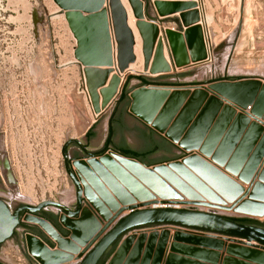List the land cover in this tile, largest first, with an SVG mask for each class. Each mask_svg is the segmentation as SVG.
<instances>
[{
    "label": "rangeland",
    "instance_id": "1",
    "mask_svg": "<svg viewBox=\"0 0 264 264\" xmlns=\"http://www.w3.org/2000/svg\"><path fill=\"white\" fill-rule=\"evenodd\" d=\"M194 1L201 20L193 22L190 28L181 21L175 22L176 15L161 17L152 0L146 7V18L140 13L137 15L136 24L145 32L141 34L139 30L137 40L132 38L128 29L122 34L116 33L114 39L109 22L107 34L103 35L96 27L90 37L97 56L91 54L84 62L79 57L80 39L71 27L67 10L57 0H0V174L4 180L6 158L14 183L10 186L4 180L9 190H0V193L11 205L52 200L74 206L76 186L67 172L62 147L72 138L83 141L85 131L95 120L107 118L119 100H127L122 96L124 91L139 87V76L160 85L169 82L196 87L221 80H264V0ZM103 8L106 9L105 2ZM82 13L90 16L89 12ZM150 27L155 30V35L159 28L163 38L157 41L153 58H150V51L156 39L153 41ZM164 30H171V39L177 45L182 36L185 51L180 46L176 49L170 45ZM103 37H106V50L110 54L107 63L97 62L101 57ZM200 40H204L209 49V59L206 56L204 63L185 67L187 61L182 62L185 54L190 60L191 51L194 52ZM115 45L120 73L112 60ZM165 56L170 63L165 61ZM180 74L183 76L179 77ZM120 79L123 85L119 94L109 108L100 113V107L107 106L108 100L114 96ZM104 85H108L105 90ZM99 92L103 93L101 104ZM126 97L129 98V94ZM237 112L250 113V109H238ZM144 138L136 127L131 128L129 139L134 147L146 145ZM230 176L243 187V192L235 200L229 201L212 188L208 194L192 187L199 197L197 202L205 204L194 203L196 200L174 187L182 202L180 207L264 222V211L254 214L250 211L256 204H264V201L250 198L251 183ZM247 200L256 204L245 208ZM51 209L57 211L56 207L47 210L50 212ZM142 232L149 236L155 232L158 239L168 240L165 260L172 243H177L182 248L179 249L183 252L180 255L193 259L203 256L205 264H264L263 248L248 246L242 240L201 234L176 226H145L132 230L120 238L116 248L114 245L110 247L108 254L111 255L123 239L138 233L136 242ZM178 234L185 235V239H175ZM200 234L202 238L198 237ZM247 249L255 253L250 258L239 253ZM207 253H213L216 258L207 257ZM0 259L6 264H29L23 247L15 240L2 244ZM192 261L195 263L196 260ZM63 264H80V261Z\"/></svg>",
    "mask_w": 264,
    "mask_h": 264
},
{
    "label": "water",
    "instance_id": "2",
    "mask_svg": "<svg viewBox=\"0 0 264 264\" xmlns=\"http://www.w3.org/2000/svg\"><path fill=\"white\" fill-rule=\"evenodd\" d=\"M57 1L67 10L71 27L80 39L79 57L87 62L91 54L97 56L90 35L96 27L101 29L103 35L108 33V14L103 8L105 0ZM144 1L146 6L145 10H141L143 15L149 5L148 0ZM153 1L160 15V9L166 4L160 0ZM188 1L185 7L193 10L174 18V21H181L190 28L193 23L191 20L197 22L201 15L195 1ZM82 11L89 12L90 16L84 15ZM166 34L170 45L175 48L180 46L185 51L186 44L182 36L177 45L171 39V30L166 31ZM101 43V57L97 62L107 63L110 54L106 50V37ZM197 45L194 52L191 51L193 62L204 60L207 56L205 41L200 40ZM185 55L187 59L182 62L189 61L188 54ZM130 100V113L177 145L183 154L178 159L154 165L112 147L86 152L82 157H69L66 152L69 144L76 143L85 148L78 139H70L62 147V153L67 172L76 186V210L71 211L65 204L49 200H44L35 208L27 207L30 212L49 204L60 207L66 214L62 215L60 223L70 231V236L64 237L46 222L38 220L53 233L57 248L51 250L38 237L27 235L30 254L41 264H63L75 254L81 255L82 246H91L96 241L80 264H97L120 237L145 226H176L201 234L242 240L248 246L264 249V227L241 224L221 214L172 204L173 199H180L174 187L192 200L199 199L193 188L208 194L212 188L229 201L235 200L243 192V187L230 175L251 183V189L248 190L250 198L263 203L264 80H221L197 87L142 85L131 92ZM238 109H250V113L237 112ZM4 166L9 178L13 179L6 158ZM82 197L89 205L82 207ZM246 202L245 208H252V204H256L252 200ZM263 209L264 204H256L250 211L262 213ZM125 211H128L127 214L121 216ZM100 219L106 224L103 225ZM115 219V224L102 236ZM17 221V214L12 215L0 199V244L12 235ZM183 234L174 238L185 239ZM201 234L199 238L203 237ZM156 236L157 233L153 232L146 238V234L142 233L135 243L134 235L123 239L107 264H195L180 255L183 252L179 251L182 248L177 243H172L165 260L168 240ZM239 253L247 258L255 254L248 249ZM212 255L207 253V257L216 258ZM201 258L204 259L203 256Z\"/></svg>",
    "mask_w": 264,
    "mask_h": 264
},
{
    "label": "crops",
    "instance_id": "3",
    "mask_svg": "<svg viewBox=\"0 0 264 264\" xmlns=\"http://www.w3.org/2000/svg\"><path fill=\"white\" fill-rule=\"evenodd\" d=\"M181 76L183 75L180 74L179 77ZM137 81L140 82V79L137 78ZM156 84L159 83L156 82ZM183 85L185 84L169 83V85L166 86L182 87ZM138 86L140 87L142 84ZM136 88L138 87H135V89ZM132 91L127 92V94H129V98ZM126 98V101L119 100L117 102L116 108L107 118L97 119L87 128L83 141H80L81 145H83L85 148H82L76 143H72L70 145L68 153L69 157H74L77 155V153L79 154V152L81 155L78 157H82L84 156L82 154H86V152L100 151L108 143L110 144V147L116 148L117 150L131 149L141 153L152 152L149 157L146 158V163L149 165H154L163 161H172L178 159V157L182 155V151L177 145L168 141L161 134L151 129L139 118L130 113L129 107L131 100L128 97ZM109 121H111V126L109 125ZM132 127H136L137 130L140 131L145 137L149 138V143H146V145L142 146L141 148L134 147L131 144V140L129 139ZM165 145L167 146L165 147ZM187 258L190 260H196L195 264H205L203 258L201 257L193 259L187 256Z\"/></svg>",
    "mask_w": 264,
    "mask_h": 264
},
{
    "label": "bare ground",
    "instance_id": "4",
    "mask_svg": "<svg viewBox=\"0 0 264 264\" xmlns=\"http://www.w3.org/2000/svg\"><path fill=\"white\" fill-rule=\"evenodd\" d=\"M144 1V0H143ZM140 1V0H105V7H106V9H107V12H108V17H109V23H110V28H111V32H112V34H113V38H114V36L116 35V33H119V34H122V32L123 31H125V29L128 31V33H130L131 35H132V38L135 40V37H136V40L139 38L138 37V31L140 30V32H141V34H144L143 33V31H141V29H143L141 26H139L138 24H136V20H138V18H137V15L140 13V15H141V17H144V18H146V16H147V13H146V11L144 12V15L141 13V10H145L144 8H145V6H146V2L144 1ZM155 1V0H154ZM160 1H164L165 2V4H166V6L165 7H163V8H161L160 9V15L161 16H171V15H176V16H180L181 14H186V13H189V12H191V10H193V9H190V8H186L185 7V4L187 3V2H189L188 0H185V1H180V0H160ZM196 2V1H195ZM200 20H201V17H200ZM191 22H194V20H191ZM195 23V22H194ZM150 29V31H151V33H152V38H153V41L156 39V42H155V44H154V46H153V48H152V51H150L151 52V55H150V58H153L154 57V50L155 49H157V41L158 40H162L163 38H162V36H161V32H160V30H159V28H158V32H157V34L155 35V30L154 29H152L151 27L149 28ZM165 30H167V29H165ZM164 30V31H165ZM157 31V30H156ZM161 31H162V29H161ZM126 32V31H125ZM166 32V31H165ZM155 35V36H154ZM115 39V38H114ZM153 41H152V43H153ZM137 43V42H136ZM116 44V43H115ZM112 46V45H111ZM115 47V53H114V59H112V60H114V68L116 69V70H118V72H119V69H120V67H119V62H118V60L117 59H119V57H118V55L116 54V52H117V46L115 45L114 46ZM147 47V46H146ZM122 49H124V48H122ZM113 50V49H112ZM127 50V49H126ZM114 51V50H113ZM112 51V52H113ZM122 52H124V51H122ZM127 52V51H126ZM149 55V54H148ZM131 56H133V53L131 54ZM207 56H208V58L207 59H209V49H208V54H207ZM134 57V56H133ZM130 58V57H129ZM166 58V59H165ZM165 61L167 62V63H170L171 61L165 56ZM121 59V58H120ZM122 59H123V57H122ZM130 59H132V58H130ZM134 59V58H133ZM206 58L204 59V60H201V61H198V62H193L192 61V59H190V62L189 63H186L184 66L186 67H188V66H192V65H197V64H199V63H204L206 60H207ZM160 62L161 61H163V60H159ZM121 62V61H120ZM113 63V62H112ZM173 64V63H172ZM81 65V64H80ZM124 66H125V64H124ZM82 67V66H81ZM84 67H85V65H84ZM119 67V68H118ZM153 67V66H152ZM171 68H172V66H171ZM179 68V67H178ZM185 69V68H184ZM173 71V70H172ZM120 73V72H119ZM158 73H160V72H158ZM259 74V73H258ZM119 75V74H118ZM155 75V74H154ZM121 80V79H120ZM122 80L119 82V84H118V86H117V89H116V91H115V93H114V96L111 98V100L109 101L108 100V103H107V106H105V107H100V109H101V111H100V113L101 112H103L104 110H106V109H108L109 108V106H110V104L114 101V98L119 94V92H120V90H121V88H122ZM105 86V85H104ZM107 86L108 85H106L105 87H104V89L103 90H105V88L107 89ZM103 87V86H102ZM101 87V88H102ZM111 89H112V87H111ZM114 90V89H113ZM191 90H194V88H191ZM101 91V90H100ZM102 92V91H101ZM101 92H99V100H100V104H101V101H103L102 99H103V93H101ZM113 92V91H112ZM112 92H111V94H112ZM89 95V94H88ZM91 101V100H90ZM92 106V105H91ZM104 106V105H103ZM75 170H76V168H75ZM250 185V184H249ZM176 200H178V201H176ZM180 203H182L181 201H179V199H173V202H172V204L174 205V206H177V207H180ZM194 203H200V204H205V203H202V202H197V200H196V202H194ZM218 203V202H217ZM207 204V203H206ZM209 204V203H208ZM221 207V206H220ZM30 221V220H29ZM35 221H37V222H34V224L35 223H37V225L40 223V222H38V220H35ZM115 222H116V219H115V221H113L110 225H109V227L104 231V233L102 234V236L106 233V232H108V230L115 224ZM32 223H33V221H32ZM40 225V224H39ZM42 227V226H41ZM49 227V226H48ZM44 228V227H43ZM45 229V228H44ZM45 232H47V233H49V236L52 238V239H54L55 240V237H54V235H53V233H51V232H49V231H46L45 230ZM143 233V232H142ZM142 233H140V235L142 234ZM149 233V232H148ZM139 234L137 233L136 234V236L135 237H137ZM149 236V234H146V238ZM157 237V236H156ZM224 238H226V237H224ZM134 240H135V238H134ZM134 240H133V242H134ZM238 240V239H237ZM56 241V240H55ZM135 243V242H134ZM95 244H96V241L93 243V244H91V246H88V247H84V246H82L81 247V255H80V253L79 254H75L74 256H73V258L72 259H70L69 261L70 262H78V261H82L83 259H84V257L88 254V252L95 246ZM86 249V250H85ZM66 262H68V261H66Z\"/></svg>",
    "mask_w": 264,
    "mask_h": 264
},
{
    "label": "flooded vegetation",
    "instance_id": "5",
    "mask_svg": "<svg viewBox=\"0 0 264 264\" xmlns=\"http://www.w3.org/2000/svg\"><path fill=\"white\" fill-rule=\"evenodd\" d=\"M150 1L151 0H149V2ZM144 140L147 141L146 143H149V141H150L149 138H147V137L144 138ZM70 145L71 144H69L67 146V148H66L67 154L69 153ZM109 145H110L109 143L106 144L101 150H103L104 148L110 147ZM166 146L167 145H165V147ZM80 155H81V153L79 152V154L77 153V155H75L74 157H78ZM82 155L85 156L86 154H82ZM3 169H4V172H5L4 173L5 182L7 184H9L10 186H14L13 179L9 178L8 172H7V170H6L4 165H3ZM4 180H3V178H2V176L0 174V190L3 191V192H5L6 190L7 191L9 190L5 186ZM0 199L3 202H5V204L7 205L8 209L10 210L12 215L17 214V219H18L17 224H16V226L14 228V231H13L12 235L9 238H7L3 243L0 244V248H1L2 244H4L5 242H7L9 240L17 241L19 243V246L23 247V250H24V252L26 254V258L29 259L28 260L29 264H35V262H37V264H41V263H39L30 254L29 248H28L27 235H33L35 237H38L49 248H51V250H55L57 248V242L49 236V233L45 232V230L46 231H48V230L44 229L43 226L40 223H39L40 225L39 224L37 225V223L34 224V222H37L35 220H40V221L46 222L47 225H49L51 228H55L64 237H69L70 236V231L65 229V228H63L61 223H60V218L62 217V215H66L65 212L60 207H58L56 205H53V204H49V205H46V206H43V207L39 208L38 210H36L34 212H30L27 209V207L35 208V207L39 206V204L41 202L38 203V204L20 202L18 204L11 205L10 201L8 200V198L5 197L2 193H0ZM49 201H52V200H49ZM85 205H87V201H86V199L84 197H82V207L85 206ZM77 206H78V204H77V197H76V202H75L74 206H68V207L71 209V211H75ZM49 207H56L57 211L51 209L50 212H49V210H47ZM32 221H33V223H32ZM120 238H122V237H120ZM114 244L115 243H113L111 246H113ZM115 250H114V252H115ZM108 253H109V251L107 250L105 252V254L101 257V259L99 260V262L97 264H100L101 261L105 257L108 258L107 261L105 262V264H107V262L109 261V259L113 255V253L111 255H109ZM31 259L34 260L35 262H33ZM0 264H6V263L3 262L0 259Z\"/></svg>",
    "mask_w": 264,
    "mask_h": 264
},
{
    "label": "trees",
    "instance_id": "6",
    "mask_svg": "<svg viewBox=\"0 0 264 264\" xmlns=\"http://www.w3.org/2000/svg\"><path fill=\"white\" fill-rule=\"evenodd\" d=\"M138 79H140L141 84L142 85H148V84H156V82H153L152 80H149L148 78H145L143 76H139ZM161 85H169V83H162ZM127 92L124 91L123 92V98H126ZM87 135V134H86ZM88 136V135H87ZM122 153L131 156V157H135L138 158L140 160H142L143 162H146V158L149 157V155L152 152L149 153H141V152H137L131 149H121L120 150ZM228 219H235L237 222L241 223V224H246V225H253V226H258V227H264V222H261L257 219H253V218H249V217H243V218H234V217H226ZM119 240H117V242H115L114 246L116 248L117 244L119 243ZM108 258H104L100 264H105V262L107 261Z\"/></svg>",
    "mask_w": 264,
    "mask_h": 264
}]
</instances>
